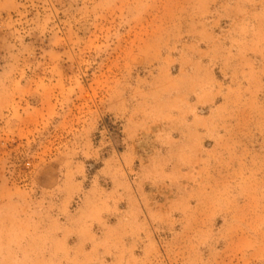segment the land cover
Listing matches in <instances>:
<instances>
[{
    "label": "rangeland",
    "instance_id": "1",
    "mask_svg": "<svg viewBox=\"0 0 264 264\" xmlns=\"http://www.w3.org/2000/svg\"><path fill=\"white\" fill-rule=\"evenodd\" d=\"M0 264H264V0H0Z\"/></svg>",
    "mask_w": 264,
    "mask_h": 264
}]
</instances>
